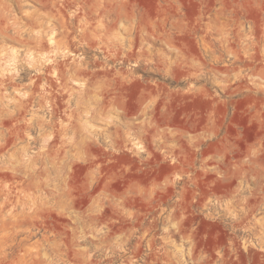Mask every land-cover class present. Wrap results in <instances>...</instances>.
Returning <instances> with one entry per match:
<instances>
[{"label":"clouds","instance_id":"clouds-1","mask_svg":"<svg viewBox=\"0 0 264 264\" xmlns=\"http://www.w3.org/2000/svg\"><path fill=\"white\" fill-rule=\"evenodd\" d=\"M0 264H264V0H0Z\"/></svg>","mask_w":264,"mask_h":264}]
</instances>
